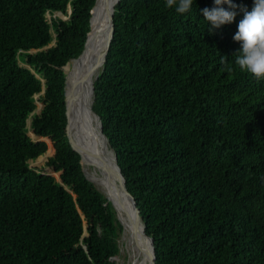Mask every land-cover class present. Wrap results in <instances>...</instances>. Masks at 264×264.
<instances>
[{"label":"trees","instance_id":"obj_1","mask_svg":"<svg viewBox=\"0 0 264 264\" xmlns=\"http://www.w3.org/2000/svg\"><path fill=\"white\" fill-rule=\"evenodd\" d=\"M95 1L0 0V264H118L122 226L66 136L63 67L83 51ZM231 2L218 29L203 16L214 0L185 14L165 0L115 7L92 108L155 264H264V79L235 65L254 0ZM27 119L63 185L29 167L47 144Z\"/></svg>","mask_w":264,"mask_h":264},{"label":"water","instance_id":"obj_2","mask_svg":"<svg viewBox=\"0 0 264 264\" xmlns=\"http://www.w3.org/2000/svg\"><path fill=\"white\" fill-rule=\"evenodd\" d=\"M102 1V14L95 25L92 24L93 12L96 7L97 0L91 10L90 18V30L87 34L85 45L81 54L76 58L70 60L64 67L63 72L65 74V115H66V136L71 148L77 152L80 156V163L82 172L86 179L91 182L94 187L111 203V206L115 212L117 221L122 226L121 241L126 248L127 242H125L126 224L119 216V208L125 211L123 204V198L129 204L131 208L130 214L126 212L127 219L130 223L128 228V236L135 244L138 255L140 257L139 264H155V249L153 245V239L147 236L145 233V224L140 216L139 209L133 196L128 192L126 187V180L122 175L121 169L118 165L117 154L109 144V140L103 133L102 122L100 117L94 112L92 106L95 98L94 94V82L103 70V65L106 61L108 49L110 47L113 33H114V13L115 7L120 0H101ZM105 17V23L102 22ZM102 39L103 46L101 47L104 58L94 81L92 82L87 99L79 100V91L72 87L68 90L69 77L65 72V68L68 64L74 65L81 61L87 64L94 52L97 49L99 40ZM38 77V76H37ZM44 82L43 79L39 78ZM79 93V94H78ZM27 125L28 119H27ZM40 138L39 141H43ZM98 140L102 143V151ZM54 149V148H53ZM54 154V153H53ZM52 154V155H53ZM97 170L105 178L103 181H95L90 173L92 170ZM90 172V173H89ZM61 185H63L61 181ZM70 193L71 190L66 188ZM122 193L123 197L120 196ZM87 231L85 229V236ZM119 247V253H120ZM128 253L129 264H134V260H131V255Z\"/></svg>","mask_w":264,"mask_h":264},{"label":"clouds","instance_id":"obj_3","mask_svg":"<svg viewBox=\"0 0 264 264\" xmlns=\"http://www.w3.org/2000/svg\"><path fill=\"white\" fill-rule=\"evenodd\" d=\"M193 3L194 0H165V6L174 8L178 14L188 13ZM214 3L215 7L203 9L204 19L209 22L211 29L232 23L235 11H227L221 5L227 4L229 8H235L236 5L231 0H214ZM233 39L242 46V50L234 54L235 65L257 80L264 79V0H254L252 11L245 12ZM221 62L226 64L227 57H221ZM227 71L231 73L233 68L229 66Z\"/></svg>","mask_w":264,"mask_h":264},{"label":"bare ground","instance_id":"obj_4","mask_svg":"<svg viewBox=\"0 0 264 264\" xmlns=\"http://www.w3.org/2000/svg\"><path fill=\"white\" fill-rule=\"evenodd\" d=\"M102 1L97 0L96 7L93 12V18H92V24L93 26L95 25L96 21L99 20L102 12ZM105 17H103L102 22L105 23ZM103 37L98 42L97 49L92 55L90 61L87 64H84V62H77L74 65L68 64V66L65 68V72L67 76L69 77V82H68V90L74 87L77 92L79 91V100L81 99H87L88 93H89V88L94 81L97 73L100 70L103 58H104V53L101 49L103 46L102 43ZM98 143L100 145V150L102 151V143L100 140H98ZM92 170V173H90L91 177L97 182L99 180L103 181L105 178L103 177L102 174H100L97 170L94 169H89ZM121 197H123L122 193L120 194ZM123 204L125 207V211L121 208H119V216L120 218L125 222L126 224V234H125V242H127L126 248L131 255V260H134V264H139L140 257L138 255L137 249L135 247L134 242L132 239L129 238L127 232L128 228H130V223L129 220L127 219L126 212L130 214L131 208L129 207V204L127 201L123 198ZM124 252V251H123Z\"/></svg>","mask_w":264,"mask_h":264},{"label":"rangeland","instance_id":"obj_5","mask_svg":"<svg viewBox=\"0 0 264 264\" xmlns=\"http://www.w3.org/2000/svg\"><path fill=\"white\" fill-rule=\"evenodd\" d=\"M68 9H69V14H70L71 13L70 12L71 11V8L68 7ZM53 17L54 18H60V19H63V20L68 19V16L67 17H64L63 15L58 14V13L54 14L53 16H51L49 13L46 14V18H47V20L49 22H51V19ZM51 32H52L53 39L55 40V36H56L55 31L52 29ZM53 44H54V42L51 45H53ZM19 60H20L19 63H20V65L22 67L29 68V66L25 63L24 60H21V59H19ZM37 76L40 77L39 74H37ZM34 100H35V104H36V107H37L36 110H35V113L36 112H40L41 109L43 108V102L41 101V95H39V94L35 95L34 96ZM27 134L31 138V140H33V141L40 140L39 137H36L33 134V131H32V129H31V127L29 125H27ZM41 140H43L47 144V151H46V153L43 154L42 156L38 157L35 160H29L28 161V165H29V167L31 169L39 172L40 174H45V175L52 176L57 183L61 184L60 172H55L53 169H51V168H49V167L46 166V163H47L48 158L51 157V156H48L47 155L48 152L50 151V144H49L48 141H46V139H41ZM49 141H50L51 145L53 146L52 141L51 140H49ZM118 242H119V247H120V250H121L120 253H119L118 264H129L128 258H127L128 257V253L126 252V248L123 245L124 243L121 241V234H120V237L118 239Z\"/></svg>","mask_w":264,"mask_h":264}]
</instances>
